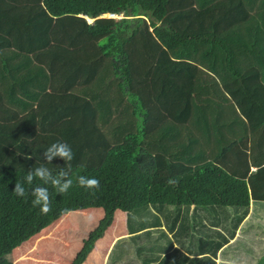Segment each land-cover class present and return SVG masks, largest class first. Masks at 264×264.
Instances as JSON below:
<instances>
[{
    "label": "trees",
    "instance_id": "16d2710c",
    "mask_svg": "<svg viewBox=\"0 0 264 264\" xmlns=\"http://www.w3.org/2000/svg\"><path fill=\"white\" fill-rule=\"evenodd\" d=\"M243 2L256 11V0H0V258L72 211H103L71 263L81 264L117 210L130 236L121 243L134 247L153 234L168 238L161 206L217 196L249 203L246 191L234 192L242 183L234 179L231 194L208 196L223 175L203 165L193 176L174 159L178 129L191 120L215 144L225 127L234 133L240 125L236 115L226 119L235 109L264 125V114L253 116L264 111V77L243 68L261 58L257 34H243L240 25ZM227 7L240 15L231 19ZM57 141L74 158L46 166L55 174L70 164L73 187L59 194L45 185L52 211L42 215L31 197L12 190ZM149 141L169 145L152 154ZM165 151L174 164L164 161ZM180 167L191 176H176ZM82 175L99 179L100 188L79 187Z\"/></svg>",
    "mask_w": 264,
    "mask_h": 264
},
{
    "label": "crops",
    "instance_id": "0c3cea01",
    "mask_svg": "<svg viewBox=\"0 0 264 264\" xmlns=\"http://www.w3.org/2000/svg\"><path fill=\"white\" fill-rule=\"evenodd\" d=\"M244 2L245 12L242 13L240 25L243 34H257L255 39L261 58L257 63L246 62L243 68L255 67L264 77V0H256L255 12L247 11ZM227 11L231 19L233 14L240 15L228 7ZM262 83L264 84V81ZM258 111L253 116L264 114V111ZM250 112L235 109L232 114L226 113V119L236 115L240 125L236 126L234 133L230 131L234 128L232 126L223 129L226 135L222 144L212 143L203 135L200 127L191 124L194 122L191 120L178 129L181 139L174 146L176 164H186L192 169L193 176L201 171L197 169L203 165H209V168H215L216 172L223 175L222 186L215 185L219 187L208 193V196H226L228 190L231 194L233 188L228 186L234 179L242 182L239 189L234 187V192L244 194L246 191L248 204L241 201L240 204L231 205L221 196H217L219 198L215 200L209 199V202L199 204L192 202L187 205L161 206L160 227L168 238L159 235L157 240L158 235L153 234L137 239L139 244L134 247L127 244L128 242L121 243L130 236L126 214L117 210L112 224L95 242L92 251L81 264H264V125L256 121L250 123L249 119L244 117ZM168 145L160 141L148 142L152 154H156L152 151L155 146L160 149ZM184 147L191 148L187 151ZM200 148L206 149L201 156L197 155ZM163 155L167 165L175 163L172 155H169L170 160L166 151ZM185 172L186 174L180 167L176 176L189 178L190 171ZM217 190H220V194ZM183 191L182 189L181 192ZM156 209L153 207L151 210ZM89 210L93 217L88 218L91 223H86L83 230L82 226H76L75 222H66L71 214L69 212L46 227V234L42 230V235L40 232L31 238L37 241L39 238L48 237V244H52L56 250L52 257L41 259L45 264L73 262L84 240L97 227L103 216L101 208ZM57 255H60V259Z\"/></svg>",
    "mask_w": 264,
    "mask_h": 264
},
{
    "label": "clouds",
    "instance_id": "9594fccd",
    "mask_svg": "<svg viewBox=\"0 0 264 264\" xmlns=\"http://www.w3.org/2000/svg\"><path fill=\"white\" fill-rule=\"evenodd\" d=\"M74 158V153L69 144L62 141H57L51 144L43 153L42 160L44 163L39 166L29 168L25 174L23 182L14 184L13 193L17 197L25 198L31 197L33 206L38 207L42 215H47L52 211V200L48 187L52 188L59 194H66L73 187V180L71 179V165L67 167L58 166V171L54 174L46 164L53 163L55 160L62 162H70ZM39 180L40 184H34L35 180ZM169 184H174L176 181L170 179ZM25 184L32 186L26 189ZM77 185L89 192H95L100 188V181L95 177L79 176L77 178ZM67 210H65V213Z\"/></svg>",
    "mask_w": 264,
    "mask_h": 264
},
{
    "label": "rangeland",
    "instance_id": "374dc122",
    "mask_svg": "<svg viewBox=\"0 0 264 264\" xmlns=\"http://www.w3.org/2000/svg\"><path fill=\"white\" fill-rule=\"evenodd\" d=\"M104 17H108V15H105ZM88 23L92 24L93 20L88 19ZM86 210L72 211L69 219L66 222H75L76 226H82L83 230V227L86 223H91L90 219L88 218L93 217L90 210ZM98 215H96V217ZM80 217L87 219V221L82 220ZM43 232L44 234H46L45 230ZM40 235H42V232L40 233ZM47 240L48 237L47 239L39 238L37 241H35L34 238L29 239L28 241L22 243L19 247L15 248L17 250L14 252V255L12 254V252L15 249L11 253L2 256L0 258V264H45L41 259L50 258L53 256V253L56 252V250L53 249L52 244H48ZM57 256L60 259V255Z\"/></svg>",
    "mask_w": 264,
    "mask_h": 264
},
{
    "label": "built area",
    "instance_id": "2783aa9c",
    "mask_svg": "<svg viewBox=\"0 0 264 264\" xmlns=\"http://www.w3.org/2000/svg\"><path fill=\"white\" fill-rule=\"evenodd\" d=\"M115 15H108V18H115Z\"/></svg>",
    "mask_w": 264,
    "mask_h": 264
}]
</instances>
